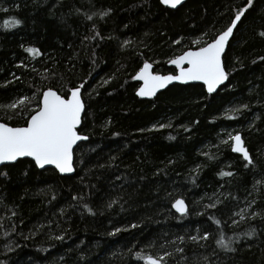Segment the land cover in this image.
<instances>
[{"label":"trees","instance_id":"obj_1","mask_svg":"<svg viewBox=\"0 0 264 264\" xmlns=\"http://www.w3.org/2000/svg\"><path fill=\"white\" fill-rule=\"evenodd\" d=\"M0 3V105L81 87L88 137L73 176L27 159L0 169V264H144L136 252L165 251L166 264H264V0L229 44L225 86L208 95L202 85H174L152 101L136 95L143 63L175 73L169 61L224 30L245 0H189L176 10L160 0ZM12 19L21 23L4 28ZM0 122L25 121L0 109ZM225 130L242 134L253 164L218 144ZM177 199L187 214L173 210ZM221 237L234 251L217 245Z\"/></svg>","mask_w":264,"mask_h":264},{"label":"snow or ice","instance_id":"obj_2","mask_svg":"<svg viewBox=\"0 0 264 264\" xmlns=\"http://www.w3.org/2000/svg\"><path fill=\"white\" fill-rule=\"evenodd\" d=\"M183 0H160V3L176 9L181 5ZM254 0H245L244 5L236 9L234 17L230 20L226 28L220 31L215 37L207 41H196L200 46L196 50H186L178 57L169 62L179 69V75H155L151 71L152 64L143 63L136 75L135 80L143 81V87L137 92L138 96L151 97L155 95L158 89L164 88L172 81L186 82H202L206 86L208 93H213L217 88L228 79L222 56L225 53L226 45L230 37L234 34V29L241 22L242 17L249 8L253 6ZM107 15V12L101 13V16ZM89 20L91 16L87 17ZM19 20L12 19L4 21V28H10L18 25ZM99 35V33H97ZM264 38V31L258 33ZM85 39H88L85 37ZM128 43V42H126ZM179 43V41H174ZM30 54H38V50L34 48L26 49ZM264 60V57H261ZM186 65V66H185ZM47 78V77H45ZM35 107H31L32 104ZM247 108V105H243ZM0 109L11 111L14 116L24 119V126H9L7 123L0 122V165H8L16 162L19 158L30 157L34 161V166L44 169L46 165H54L60 173L73 172V152L74 146L78 141L86 140V136H81L78 132V126L81 123V114L85 110V104L81 97L80 87L70 89V98H65L51 87L44 90H38L32 97H25L19 101L8 105H0ZM27 110L28 116L23 115ZM239 109H237L238 111ZM229 147L232 152L239 153L247 163L245 167L253 164V160L249 151L243 144L240 134H229ZM7 175V173H0ZM222 176H231V172H222ZM112 201L108 204L111 208ZM87 208V205H85ZM176 212L185 215L188 208L184 200L177 199L172 205ZM208 209L215 208L216 203H210L205 206ZM91 212V209H88ZM235 215H241L235 213ZM258 213H253L255 217ZM212 219L211 216H209ZM241 215V219H245ZM217 224L220 221H216ZM136 227V225H132ZM117 232L120 229H116ZM111 234V233H110ZM253 233H248L251 236ZM207 233L199 236H190L193 242L200 240H208ZM56 239L63 240V236H57ZM183 242L184 237H178ZM171 243H175L172 241ZM217 245L226 250L234 251L231 247L232 241H225L223 237L216 241ZM163 248L164 245H161ZM176 252H183L182 248H176ZM172 253L165 251L163 256H144L141 252H136L134 258L143 260L144 264H166L165 257L171 256ZM206 259V258H205Z\"/></svg>","mask_w":264,"mask_h":264},{"label":"water","instance_id":"obj_3","mask_svg":"<svg viewBox=\"0 0 264 264\" xmlns=\"http://www.w3.org/2000/svg\"><path fill=\"white\" fill-rule=\"evenodd\" d=\"M187 1H189V0H183L182 4L179 5L176 9H178L179 7H181L182 5H184ZM162 5H163V4H162ZM163 6H165V5H163ZM165 7H167V6H165ZM167 8L172 9V8H170V7H167ZM176 9H172V10H176ZM238 25H239V23H238ZM237 27H238V26H237ZM236 29H237V28H236ZM236 29H234V33H235ZM233 36H234V34H233ZM233 36L230 37L229 42H228V44L226 45L225 53H224L223 56H222V61H223V63H224V57H225V55H226V53H227V50H228L229 44H230V42H231ZM190 50H196V49H190ZM180 55H181V54H180ZM177 57H178V56H177ZM175 58H176V57H175ZM173 59H174V58H173ZM171 60H172V59H171ZM150 64H152V63H150ZM168 66L171 67V68L176 69V72H175V73L165 74V75H163V74H159V73H156L153 64H152V69H151V71L153 72V74H155V75H161V76H167V75H179V69H177L175 65H173V64H171V63L169 62V63H168ZM185 66H186V65H185ZM225 70H226V69H225ZM226 72H227V71H226ZM135 81L139 83V88H138V90H137V92H138L139 89H140L141 87H143V81H139V80H135ZM227 82H228V79L225 80L224 83L221 84V85L217 88V90H216L215 92L211 93V94L207 92L206 86H204V85L202 84V82H186V83H181V82H179V81H172L171 83L167 84L164 88H162V89H158V90L156 91L155 95H153V96H151V97H148V96H143V97H142V96H138V95H137V92H136V95H137V97H138L140 100H148V101H152V100H154V99L157 97L158 94L164 92V91L167 90L169 87L174 86V85H182V86H187V85H202V86L205 88V91H206V93H207L208 95H214V94H216V93H217V92H218L223 86H225V85L227 84ZM80 90H81V97H82V88H81V87H80ZM65 98H70V93H69V95H68L67 97H65ZM82 100H83V97H82ZM83 102H84V101H83ZM84 104H85V103H84ZM84 114H85V110H84V112H82V114H81V123H80V125L78 126V132H79V134H80L81 136H85V135H82V134L80 133V129H81V127H82V122H83ZM9 126H10V125H9ZM237 134H240V135H241V137H242V141H243V144H244V146L246 147V145H245V141H244V139H243L242 134H241V133H237ZM87 140H88V137H87L86 140L78 141V142H77V145L74 146V152H75L76 148L78 147V145H79L80 143L85 142V141H87ZM246 149L248 150L247 147H246ZM248 151H249V150H248ZM74 152H73V169H74V170H73V172H71V173H60V172L55 168L54 165H46L44 169H41V168H38V167H37V168L40 169V170L54 169V170H56V171H57L60 175H62V176H73L74 173H75V165H74L75 159H74ZM232 153H234V152H232ZM249 153H250V152H249ZM234 154L239 155V156L242 157V155L239 154V153H234ZM250 156H251V154H250ZM24 159L31 160L30 157H22V158H19V159H18L16 162H14V163H17L18 161H20V160H24ZM31 161H32V160H31ZM33 162H34V161H33ZM14 163H12V164H14ZM8 165H11V164H8ZM4 166H6V165H0V169H1L2 167H4ZM182 200H183V199H182ZM184 202H185V201H184ZM174 203H175V202H174ZM174 203H173V204H174ZM185 205H186L187 208H188V205H187L186 202H185ZM172 208H173V207H172ZM173 210L176 212L175 208H173ZM176 213L179 214V215H181V214L178 213V212H176Z\"/></svg>","mask_w":264,"mask_h":264},{"label":"rangeland","instance_id":"obj_4","mask_svg":"<svg viewBox=\"0 0 264 264\" xmlns=\"http://www.w3.org/2000/svg\"><path fill=\"white\" fill-rule=\"evenodd\" d=\"M1 7H2V3H0V8ZM233 109L234 108L227 109L225 115L226 114L230 115L232 112L234 113ZM237 133H238L237 130L236 131L235 130H225L223 132L221 131L220 136L218 137V142H219L218 144H222V145L228 144V143H225L224 141H228L229 143H232V141H229V134L235 135ZM205 148H208V147H205Z\"/></svg>","mask_w":264,"mask_h":264}]
</instances>
